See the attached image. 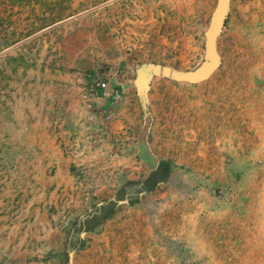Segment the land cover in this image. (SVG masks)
<instances>
[{
	"label": "rangeland",
	"instance_id": "obj_1",
	"mask_svg": "<svg viewBox=\"0 0 264 264\" xmlns=\"http://www.w3.org/2000/svg\"><path fill=\"white\" fill-rule=\"evenodd\" d=\"M0 0V264H264V0ZM126 88L88 109L90 80Z\"/></svg>",
	"mask_w": 264,
	"mask_h": 264
},
{
	"label": "water",
	"instance_id": "obj_2",
	"mask_svg": "<svg viewBox=\"0 0 264 264\" xmlns=\"http://www.w3.org/2000/svg\"><path fill=\"white\" fill-rule=\"evenodd\" d=\"M229 0H216L210 13L204 34V60L193 70H175L153 62L141 63L135 69L134 83L138 88L146 89L153 76H163L175 81L200 82L206 79L218 67L219 55L216 51V38L226 17Z\"/></svg>",
	"mask_w": 264,
	"mask_h": 264
},
{
	"label": "built area",
	"instance_id": "obj_3",
	"mask_svg": "<svg viewBox=\"0 0 264 264\" xmlns=\"http://www.w3.org/2000/svg\"><path fill=\"white\" fill-rule=\"evenodd\" d=\"M109 80L105 78H95L90 80L80 94L83 105L88 109H92L93 107L99 108L101 100H116L119 98L124 92V85L121 84L117 87H113L110 85Z\"/></svg>",
	"mask_w": 264,
	"mask_h": 264
},
{
	"label": "crops",
	"instance_id": "obj_4",
	"mask_svg": "<svg viewBox=\"0 0 264 264\" xmlns=\"http://www.w3.org/2000/svg\"><path fill=\"white\" fill-rule=\"evenodd\" d=\"M109 81H111V79H110ZM121 84L123 85V83H121ZM121 84H118V83H116V84H111V83H110V85L113 86V87H117L118 85H121ZM125 89H126V88L124 87L123 90L125 91Z\"/></svg>",
	"mask_w": 264,
	"mask_h": 264
}]
</instances>
